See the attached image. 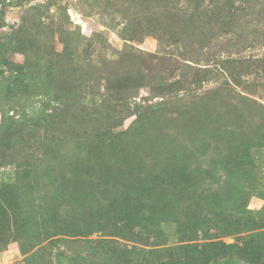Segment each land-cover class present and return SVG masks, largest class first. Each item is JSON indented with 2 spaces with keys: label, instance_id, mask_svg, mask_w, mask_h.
<instances>
[{
  "label": "rangeland",
  "instance_id": "obj_1",
  "mask_svg": "<svg viewBox=\"0 0 264 264\" xmlns=\"http://www.w3.org/2000/svg\"><path fill=\"white\" fill-rule=\"evenodd\" d=\"M87 156L112 162L106 189L167 162L197 176L159 201L181 216L157 244L47 225L50 171ZM199 205L217 213L192 248L139 249L187 244ZM0 264H264V0H0Z\"/></svg>",
  "mask_w": 264,
  "mask_h": 264
},
{
  "label": "trees",
  "instance_id": "obj_2",
  "mask_svg": "<svg viewBox=\"0 0 264 264\" xmlns=\"http://www.w3.org/2000/svg\"><path fill=\"white\" fill-rule=\"evenodd\" d=\"M97 149L99 148L96 144L81 147V150L91 153H95ZM111 163L108 159L87 156L82 161L67 163V170L59 178L55 176V170L50 171L49 181L53 180V185L57 183L58 186L55 185L57 186L55 190L59 192H55L51 197L60 199L63 204L62 210L65 213H61L60 209L54 208L52 213H48L49 223L47 225L54 233L86 235L92 234L95 231L94 229L98 227H104L107 220H113L116 231L122 232V234H119L122 238L128 237L130 239L131 236L125 234V231H129L133 237L131 240L135 239L134 241H138L143 245L157 244L160 241L156 238L159 237L157 236V226L159 224L157 221H166L170 215L174 214L178 217L181 216L173 209L171 213L164 212L159 201L177 195L179 191L177 188L182 187V183L190 185L197 176L186 170L178 171L173 164H171L173 165L172 168L167 169L169 165L167 162L165 166L161 167L160 172L151 176V178L136 181L133 175L125 174L124 178H121V184L115 190L106 189L103 184L96 181V173L103 168L111 167ZM113 163L129 165L132 161L117 159ZM182 166L185 169L189 164L186 162ZM212 176L214 175L209 174L208 177L211 178ZM124 180L127 182H124ZM136 183L140 184L137 186ZM55 194L58 196H55ZM185 209L184 215L182 214L185 219L180 224L184 228L180 241H187V244L167 247L166 249H144L137 246L135 248H139L149 255L180 248H192L193 244L190 242L198 240V238L190 233L197 235L199 230L205 231L206 214L210 213L216 216L217 211L206 209V214L202 215L201 212L205 210L203 206L185 207ZM180 213H183V211ZM64 215L65 217H63ZM60 218L62 219L59 220ZM136 228H139V230L136 231ZM201 245L211 249L218 245L223 249L224 246L223 243L216 241L203 242ZM124 248L127 247L124 245Z\"/></svg>",
  "mask_w": 264,
  "mask_h": 264
}]
</instances>
